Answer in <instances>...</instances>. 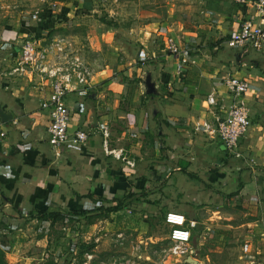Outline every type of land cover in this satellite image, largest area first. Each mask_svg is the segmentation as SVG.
Wrapping results in <instances>:
<instances>
[{"label":"crops","instance_id":"0c3cea01","mask_svg":"<svg viewBox=\"0 0 264 264\" xmlns=\"http://www.w3.org/2000/svg\"><path fill=\"white\" fill-rule=\"evenodd\" d=\"M259 1L77 0L58 5L70 17L56 33L75 37L85 51L91 49L104 61L99 66L92 62L97 74L90 96L67 97L70 106L77 101L83 105L82 111H74L72 125L88 131L89 141L83 150L64 148L56 156L48 141L49 113L40 106L43 90L26 80L19 85L0 77V106L13 113L0 140V211L7 213V222L15 224L21 214L46 210L68 215L124 200L122 209L110 212V226L123 224L119 214L125 208L129 212L127 207L135 202L152 211L158 205L166 213H183L199 224L196 206L209 203L214 194L235 192L262 207L264 46L232 50L222 43L243 19L264 24ZM99 10L114 24L106 23ZM26 19L1 18L0 12V72L25 35L42 33L40 21ZM170 36L191 59L180 75L177 58L166 48ZM4 44L8 48L1 50ZM124 48L125 60L120 53ZM148 72L158 94L144 91ZM228 74L251 81V126L240 141L241 159L227 152L218 138L194 130L199 118L213 119L222 105H232L234 96L224 83ZM214 92L219 106L213 110L207 97ZM168 165L175 170L169 179L164 176ZM138 192L157 199L141 202ZM186 194L191 200L184 199ZM249 223L258 226L261 220Z\"/></svg>","mask_w":264,"mask_h":264},{"label":"rangeland","instance_id":"374dc122","mask_svg":"<svg viewBox=\"0 0 264 264\" xmlns=\"http://www.w3.org/2000/svg\"><path fill=\"white\" fill-rule=\"evenodd\" d=\"M76 1L0 0L1 18L18 16L21 22L27 21V16ZM98 13L103 16L105 10ZM92 53L89 48L85 51L88 60L95 58L90 61L98 66L104 63ZM120 53L125 60L126 48ZM165 172V178L169 179L175 170L168 165ZM166 190L173 194L170 198L176 199L172 190ZM138 194L141 202L157 199L143 192ZM191 198L184 196L185 200ZM243 198L239 192L214 194L209 203L196 206L200 223L192 238L194 251L190 253L197 260L195 264H264V204L257 206ZM206 205L210 211L204 208ZM127 208L129 212L125 208L124 213L119 214L123 217H118L123 224L116 227L109 225L110 215L104 211L89 215L65 214L64 219L57 220L45 215L29 213L24 217L21 214L23 217L18 215L20 218L15 224H9L7 213L0 211V249L5 252L4 264H193L171 250L174 245L170 240L172 227L165 222L167 213L163 207L157 205L152 211L135 202ZM214 209L216 213L211 212ZM211 214L214 218H210ZM257 220H261L262 225L249 223Z\"/></svg>","mask_w":264,"mask_h":264},{"label":"built area","instance_id":"2783aa9c","mask_svg":"<svg viewBox=\"0 0 264 264\" xmlns=\"http://www.w3.org/2000/svg\"><path fill=\"white\" fill-rule=\"evenodd\" d=\"M258 6L263 8L264 0H260ZM32 17L41 22L39 28L42 33L37 34L39 31L33 30L25 35L18 44L19 50L14 58L10 57L8 64L2 68L0 77L15 79L19 85L26 80L43 90L40 106L49 113L48 141L56 156H60L64 148L83 150L89 141V132L72 125L74 111H82L83 105L77 101L74 106H70L67 97L69 94L82 99L90 96L97 71L86 57L82 44L71 35L56 33L57 26L67 23L70 17L68 12L56 7ZM222 43L225 48L232 50H260L264 46V24L250 18L243 19ZM7 48L6 44L1 46V50ZM166 48L177 58V74L184 73L191 61L188 52L180 48L173 36L168 37ZM224 83L234 96L232 105L229 108H223L222 105L223 110L219 114L215 113L213 119L199 118L194 122V130L218 138L227 152L240 158L241 138L251 126V109L247 101L251 81L228 74ZM217 98L215 92L207 97V103L213 110L219 106ZM4 123L0 116V140L7 133ZM104 135L109 136L107 128H104ZM165 222L172 227L170 240L174 243L171 248L173 253L186 258L192 256V238L198 222L178 212H168Z\"/></svg>","mask_w":264,"mask_h":264},{"label":"trees","instance_id":"16d2710c","mask_svg":"<svg viewBox=\"0 0 264 264\" xmlns=\"http://www.w3.org/2000/svg\"><path fill=\"white\" fill-rule=\"evenodd\" d=\"M103 19L105 20L106 23L108 24H114V21L109 20V19H106L105 18V15L103 16ZM124 200H118L117 204L114 205V206H108V207H105V206H99L97 209L95 210H89V211H81V212H70L68 213V215H70L71 213H73L74 215H89V214H99L101 212H106L108 215H110V212H115L117 210H120L124 207ZM94 212V213H93ZM37 213H35L36 215ZM34 215V214H33ZM38 215H45L46 217H50L52 218L53 220H57V219H64L65 218V214L63 213H60V212H50V211H46V210H43V211H40L38 213ZM0 255H1V263L0 264H4V257H5V252L0 249Z\"/></svg>","mask_w":264,"mask_h":264},{"label":"water","instance_id":"95a60500","mask_svg":"<svg viewBox=\"0 0 264 264\" xmlns=\"http://www.w3.org/2000/svg\"><path fill=\"white\" fill-rule=\"evenodd\" d=\"M144 91L147 93H152V94H158L159 93L157 86H156V82L152 78L151 72L147 73V76H146V79L144 82ZM0 116L3 120V122H8L9 120H11L13 118V113L10 111H5L0 106ZM187 260L193 264L197 263V260L192 256L187 257Z\"/></svg>","mask_w":264,"mask_h":264}]
</instances>
